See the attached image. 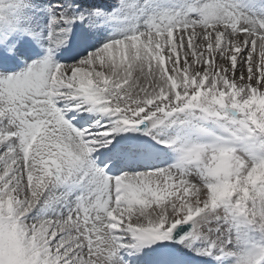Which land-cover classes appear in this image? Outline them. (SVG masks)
<instances>
[{
  "label": "snow or ice",
  "instance_id": "obj_1",
  "mask_svg": "<svg viewBox=\"0 0 264 264\" xmlns=\"http://www.w3.org/2000/svg\"><path fill=\"white\" fill-rule=\"evenodd\" d=\"M0 264H264V0H0Z\"/></svg>",
  "mask_w": 264,
  "mask_h": 264
}]
</instances>
